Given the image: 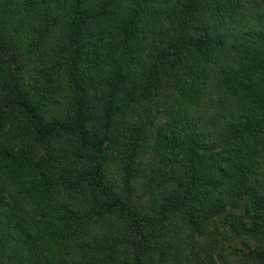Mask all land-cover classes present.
<instances>
[{"label":"trees","instance_id":"obj_1","mask_svg":"<svg viewBox=\"0 0 264 264\" xmlns=\"http://www.w3.org/2000/svg\"><path fill=\"white\" fill-rule=\"evenodd\" d=\"M0 264H264V0H0Z\"/></svg>","mask_w":264,"mask_h":264}]
</instances>
